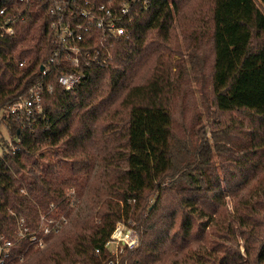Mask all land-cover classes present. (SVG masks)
Here are the masks:
<instances>
[{"label":"trees","instance_id":"16d2710c","mask_svg":"<svg viewBox=\"0 0 264 264\" xmlns=\"http://www.w3.org/2000/svg\"><path fill=\"white\" fill-rule=\"evenodd\" d=\"M90 1L128 4L126 34L110 38L69 91L57 76L71 67L55 57L42 79L51 85L41 93L45 117L28 128L4 111L60 48L49 30L57 16L53 0H0L15 20L14 33L0 36V120L16 147L0 156V242H13L6 264H104L118 221L140 239L120 264H264V0ZM174 20L200 76L196 45L210 42L213 113L237 112L222 128L246 136L234 151L217 146L224 129L211 132L213 148L173 138ZM50 203L67 217L62 229L43 248L18 239V218L41 235Z\"/></svg>","mask_w":264,"mask_h":264},{"label":"built area","instance_id":"2783aa9c","mask_svg":"<svg viewBox=\"0 0 264 264\" xmlns=\"http://www.w3.org/2000/svg\"><path fill=\"white\" fill-rule=\"evenodd\" d=\"M28 1V0H20ZM142 4H146L142 1ZM66 5L70 8L65 9ZM131 7L126 3L118 5L111 4L110 1L95 3L90 0L76 2L74 0H53L49 9L51 15L57 16L49 24V30L60 45V48L54 51L53 58H50L41 68V79L36 81L28 90L26 96L19 97L5 109L6 115H12L16 118H25L26 125L31 128L38 117H45L41 103V93L43 89L51 91V85L45 84L42 79L55 67V57L65 58L66 65L71 67L69 72H61L57 76V82L66 91L71 90L77 83L85 77L84 66L92 62H99V49H109L111 44L107 43L112 37H124L126 29L122 25L125 21L130 22ZM15 20L13 15L7 12V7H0V36L12 35L14 33ZM96 31L99 34H96ZM92 41L94 48L88 49L86 44ZM97 45V46H96ZM107 56H109L107 54ZM22 65V62L19 63ZM16 147H12V152ZM75 192L72 189L67 190L66 198L70 205L75 200ZM38 229L41 235L36 231H30L23 224V219H17L18 239L28 238L29 246L34 248H43L45 246V237L58 233L67 223V217L55 212V204L50 203L45 213H41L38 220ZM139 234L137 231L127 226L123 221H118L105 242L104 248L108 252L107 260L104 264H120L121 255L126 250H132L139 244ZM13 242L3 240L0 243V264H6V258L9 259V248ZM99 253V249L95 250ZM22 254L19 260H22ZM5 259V260H4Z\"/></svg>","mask_w":264,"mask_h":264},{"label":"rangeland","instance_id":"374dc122","mask_svg":"<svg viewBox=\"0 0 264 264\" xmlns=\"http://www.w3.org/2000/svg\"><path fill=\"white\" fill-rule=\"evenodd\" d=\"M174 25L171 38L173 46L178 48L180 53H177L179 54L177 55V60H173V65H177V72H174L175 76L173 77L175 83L171 102L173 138L174 140L187 142L192 148H196L200 140L211 146L214 144V140L211 138V132L215 133V130L224 129L226 130L225 133L218 132L217 146L220 150L224 147L225 149L234 151L232 145L235 144L236 147L243 145L246 141V136L238 134L236 133V130L231 129L233 124H231L230 127L222 128L226 123L229 124L230 122H235V120L239 118L237 112L213 113L210 84L212 61L210 42L205 38L199 44H194L196 45L197 52L199 54H204V65L201 71L203 76H200L197 70H192L190 68L186 54V46L175 20ZM227 133L232 138L229 143L225 141V135ZM4 145L13 147L5 124L3 120H0V156L5 149ZM231 201L232 198L226 196L228 208H231ZM242 250L243 249L241 248V251Z\"/></svg>","mask_w":264,"mask_h":264},{"label":"water","instance_id":"95a60500","mask_svg":"<svg viewBox=\"0 0 264 264\" xmlns=\"http://www.w3.org/2000/svg\"><path fill=\"white\" fill-rule=\"evenodd\" d=\"M42 68V66L40 67V69Z\"/></svg>","mask_w":264,"mask_h":264}]
</instances>
